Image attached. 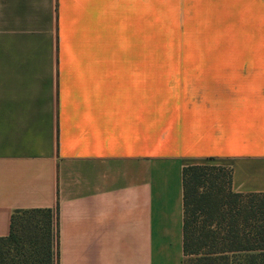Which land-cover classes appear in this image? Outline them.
Masks as SVG:
<instances>
[{
  "label": "crops",
  "instance_id": "1",
  "mask_svg": "<svg viewBox=\"0 0 264 264\" xmlns=\"http://www.w3.org/2000/svg\"><path fill=\"white\" fill-rule=\"evenodd\" d=\"M203 164L264 193V0H0V239L49 210L54 264H183Z\"/></svg>",
  "mask_w": 264,
  "mask_h": 264
},
{
  "label": "trees",
  "instance_id": "2",
  "mask_svg": "<svg viewBox=\"0 0 264 264\" xmlns=\"http://www.w3.org/2000/svg\"><path fill=\"white\" fill-rule=\"evenodd\" d=\"M232 170L182 169L183 264H264V193H236ZM49 210L15 211L0 239V264H54Z\"/></svg>",
  "mask_w": 264,
  "mask_h": 264
},
{
  "label": "rangeland",
  "instance_id": "3",
  "mask_svg": "<svg viewBox=\"0 0 264 264\" xmlns=\"http://www.w3.org/2000/svg\"><path fill=\"white\" fill-rule=\"evenodd\" d=\"M158 7H152V53H173L174 32L170 28V22H166V15L158 11ZM168 19V16H167Z\"/></svg>",
  "mask_w": 264,
  "mask_h": 264
}]
</instances>
